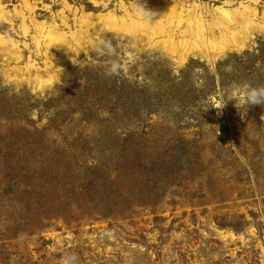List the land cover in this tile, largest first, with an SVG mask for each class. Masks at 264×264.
Returning a JSON list of instances; mask_svg holds the SVG:
<instances>
[{
    "label": "rangeland",
    "instance_id": "obj_1",
    "mask_svg": "<svg viewBox=\"0 0 264 264\" xmlns=\"http://www.w3.org/2000/svg\"><path fill=\"white\" fill-rule=\"evenodd\" d=\"M220 8L253 25L209 58L148 23ZM0 35V264H264V0H0Z\"/></svg>",
    "mask_w": 264,
    "mask_h": 264
},
{
    "label": "bare ground",
    "instance_id": "obj_2",
    "mask_svg": "<svg viewBox=\"0 0 264 264\" xmlns=\"http://www.w3.org/2000/svg\"><path fill=\"white\" fill-rule=\"evenodd\" d=\"M148 7L150 9V14H153V13L156 14L157 13L159 16V13L160 14L163 13V14H165V17L171 18V17H174V13H170L171 12L170 10L173 9V12H174V10L176 8V4L169 3L168 6H166L168 11H170V12L166 11L167 9L165 10V8L163 10L164 12L159 11L158 8H155L149 4H148ZM26 8L28 9L29 12H33L35 10V7H32L27 2H26ZM220 12H221L220 19H218L217 22L214 24V25H218V28L220 30L221 36H219V37L214 36V32H215L214 29L209 26L210 24L207 25L204 22L201 15H200V18H197V16L195 15L192 19H190V21H188L189 23L187 25L188 28L185 30H181V24L183 23L181 19L179 20L178 24L174 27V25L172 24L173 22H169L167 24H164L163 21H161L159 18L149 19L151 17V15H150V17L148 18V23H149V27L153 26L155 28H158L160 33L166 34V39L163 40L162 42L165 45L164 47L167 48V51L169 52V54L176 52L175 51L176 50L175 44L177 42L176 41L177 37L179 38L178 42L181 45L187 44L189 41L196 43L194 48L188 47L187 51L184 52V56L181 55V59L179 57V62L182 63L189 55H195V56H203L204 55L205 57L210 56L209 52H208V48H210L211 45H213L215 42H218V41L224 42L225 47L222 50L231 49L233 47H237V46H240L242 44V42H240L241 40L239 41L237 35H239L241 33V37H242V35L244 36L246 34L245 32L248 33L249 27H251L253 25V23H252L253 21L246 16H244L241 19L237 18L236 16H232L229 11L224 10L223 8L220 10ZM20 14H22L24 19L26 18L24 12H20ZM144 14H145V11H143V10H141L140 12H136L138 19H140ZM244 14H245V12L243 13V15ZM176 16H178V15H176ZM94 18L95 17H92L91 13L89 15L88 14L87 15H81L78 19V22H79L80 26H84V25L86 26V25H89L90 23L92 25V23L94 22ZM136 24L140 25V23H138V22H136ZM233 24H234V28L232 27ZM24 25H25L24 29H25L26 33L29 32V28H28V26H26V23ZM34 25H35V28L41 34L45 33L44 32L45 30H49V27L47 28V26L44 23H37L36 21H34ZM63 25L66 27H70L68 20L66 18L63 19ZM56 29H57L56 26H52V28L48 31L49 34L54 33L56 31ZM178 30L180 31L179 35H178ZM36 41L38 42V40H36ZM8 44H9V41L4 36L0 35V46L4 45L7 47ZM211 59H212V56H211Z\"/></svg>",
    "mask_w": 264,
    "mask_h": 264
}]
</instances>
